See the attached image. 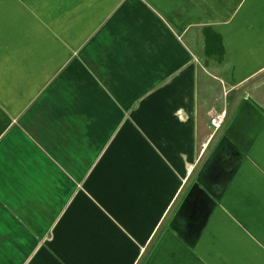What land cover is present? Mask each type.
Segmentation results:
<instances>
[{"label": "crops", "instance_id": "crops-1", "mask_svg": "<svg viewBox=\"0 0 264 264\" xmlns=\"http://www.w3.org/2000/svg\"><path fill=\"white\" fill-rule=\"evenodd\" d=\"M180 194L141 264H264V0H0V264H139Z\"/></svg>", "mask_w": 264, "mask_h": 264}, {"label": "rangeland", "instance_id": "rangeland-1", "mask_svg": "<svg viewBox=\"0 0 264 264\" xmlns=\"http://www.w3.org/2000/svg\"><path fill=\"white\" fill-rule=\"evenodd\" d=\"M245 87H247V86H245ZM245 87L241 90L243 91L245 89ZM214 89H216V86L214 87ZM204 94H205L204 91L203 92L200 91L198 94V100L201 99V97L204 96ZM233 96H234V92L227 93L226 99L224 100V102L223 101L217 102L216 100L215 101L211 100L210 101L211 103L209 102L210 105L208 106L207 109H204V107L201 105L198 107L199 122L201 123V127L203 128V130L207 129V120H208L210 110L224 109L226 111V121L224 122V125L226 124V122L229 118V113H230L229 107L232 104ZM238 102H239V100L237 102H235V104H234L233 117H232V119H231V121L227 127L228 137L230 136L233 139H234L233 134L236 135L237 134L236 131L239 128L243 127V125L246 124V127L254 125L255 128H259L260 124H261L259 115L255 114V119H254L252 116V113H250V111L247 110L246 105L241 104V103L238 104ZM219 107H222V108L218 109ZM251 117H252V119H251ZM238 125H240V126H238ZM204 157H205V155L203 154L199 158V163L197 164V167H195V169L193 170V173L191 174V177L189 178L186 187L193 182L194 176H195V174H196V172L200 166V162H202ZM186 199H187V197H183V196H181V194L179 195V197L177 198V200L173 204L174 206L172 207V209L170 211H168V213L165 215V217L162 219L161 223L157 227V230L153 234V238L149 244V248L144 251L145 252L144 253L145 255L143 254L144 257L141 255V258L139 260V264L142 263V261L146 258L147 253L150 252L151 250L153 252L156 251V252H162L163 253L164 251H169L170 248H172L173 251H179L178 248L176 249L175 245L169 240V237H177L180 234L179 227L181 226V213H180V207L178 205H180V203L182 201H184V203H185ZM193 200H194V198H193ZM171 218H173V220H175V222L177 224V226L175 228L177 233H173L170 229V226H168V224H167ZM210 230L211 229L209 228L208 235H210Z\"/></svg>", "mask_w": 264, "mask_h": 264}, {"label": "trees", "instance_id": "trees-1", "mask_svg": "<svg viewBox=\"0 0 264 264\" xmlns=\"http://www.w3.org/2000/svg\"><path fill=\"white\" fill-rule=\"evenodd\" d=\"M198 30L202 39L200 55L203 58V65L206 67L210 63L224 62L229 57V52L221 33L212 25H202ZM206 80L208 79H202V77L199 79V88H202V82ZM208 83L212 84L211 79Z\"/></svg>", "mask_w": 264, "mask_h": 264}, {"label": "built area", "instance_id": "built-area-1", "mask_svg": "<svg viewBox=\"0 0 264 264\" xmlns=\"http://www.w3.org/2000/svg\"><path fill=\"white\" fill-rule=\"evenodd\" d=\"M225 119H226V111L224 109L211 110L209 112L208 126L211 129L212 135L223 127Z\"/></svg>", "mask_w": 264, "mask_h": 264}, {"label": "water", "instance_id": "water-1", "mask_svg": "<svg viewBox=\"0 0 264 264\" xmlns=\"http://www.w3.org/2000/svg\"><path fill=\"white\" fill-rule=\"evenodd\" d=\"M253 80H255V79H253Z\"/></svg>", "mask_w": 264, "mask_h": 264}]
</instances>
